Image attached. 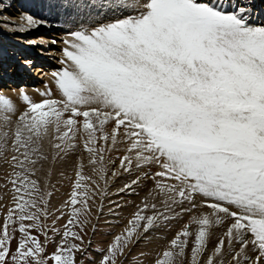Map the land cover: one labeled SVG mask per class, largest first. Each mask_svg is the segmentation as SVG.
Masks as SVG:
<instances>
[{
	"label": "snow or ice",
	"instance_id": "obj_1",
	"mask_svg": "<svg viewBox=\"0 0 264 264\" xmlns=\"http://www.w3.org/2000/svg\"><path fill=\"white\" fill-rule=\"evenodd\" d=\"M45 3L53 13L120 18L74 20L62 67L51 74L55 91L46 86L40 102L21 91L15 121L8 114L16 106L0 95V157L12 188L0 210V264H78L90 202L107 195L109 172L133 171L140 175L121 191L142 179L154 188L98 264H124L142 235L182 214L188 223L152 264H177L186 249L191 264H264V23L253 22L256 0ZM25 19L27 29L48 22ZM67 158L74 179L54 214L38 174Z\"/></svg>",
	"mask_w": 264,
	"mask_h": 264
},
{
	"label": "bare ground",
	"instance_id": "obj_2",
	"mask_svg": "<svg viewBox=\"0 0 264 264\" xmlns=\"http://www.w3.org/2000/svg\"><path fill=\"white\" fill-rule=\"evenodd\" d=\"M260 1L261 0H256L255 10L258 9V12L253 13V19L255 18L253 22L256 24L264 23V5L262 7L263 9L260 8ZM23 2L24 0L19 3V6H24L30 13V7H26ZM10 4L9 0L3 1L0 4V13L3 12L0 14V93H5L4 96L9 98L15 106L21 101L18 99V95L12 93L16 91V89L27 91V95L31 96L32 99L38 95V101L34 99L33 102H40L43 99L40 96V92H43L41 84L54 85L51 74L62 67L59 61L62 59L61 50L65 47L63 40L68 38L69 25H62L66 22L62 21V18L60 19L61 15H57L56 13H44L41 9H34L35 7L31 6V9H33L31 11L32 14L36 17L44 18L49 22L44 24L46 26L41 25L33 29H27L25 12L21 14V16L18 14V18H4L6 10L9 9L8 5ZM36 5H40L39 2L36 3ZM38 7L42 8L43 6L40 5ZM70 24L72 26L74 25L72 21ZM20 25L26 30L21 31L20 27H14ZM42 29L44 35L34 37V34H37V32ZM58 31H60L62 35L59 36V34H57ZM50 32L53 33V35H51ZM54 35L57 36L54 37ZM52 41H56V43H52ZM48 46L52 47L46 49ZM18 52H20V54H18ZM43 52H45V54ZM31 69H34L35 73L32 72V74L30 71ZM119 155L120 153L118 152L112 153L113 157ZM147 170L146 168L145 171ZM137 175H140V173L133 171L132 173H123L114 179L112 178L114 183H109L108 186H113V189L107 191V195L103 198L100 196L97 197V199H95V205L97 207L94 206V208H90V212L94 217L99 210H103L102 213H110L107 215V218H110L109 223L113 225L112 227L116 232L115 234L120 233L127 225L128 220L132 217V209H135L134 212L137 210L136 206L138 202H141L140 199L146 187L152 186L154 188L153 181L142 179L140 183L133 185L130 190L125 189L121 191L126 184H131V181L135 179ZM154 228H162V226L159 224ZM154 228L150 229L147 234L142 235L141 238L131 246L129 256L131 259H134L135 262L151 264L152 261L150 260H152L153 257L155 258L154 254L156 253L157 255L160 250L164 249L165 245H161L159 248L163 246L162 249L159 251L156 250L155 253H151L150 255L140 253L142 250H147L149 248L150 240L152 241L151 236L155 230ZM113 237L114 236H110L107 239H113Z\"/></svg>",
	"mask_w": 264,
	"mask_h": 264
},
{
	"label": "rangeland",
	"instance_id": "obj_3",
	"mask_svg": "<svg viewBox=\"0 0 264 264\" xmlns=\"http://www.w3.org/2000/svg\"><path fill=\"white\" fill-rule=\"evenodd\" d=\"M3 1H8V0H0V4ZM21 1L20 0H9V2L11 4L8 5L9 9L6 10V15L4 16L5 19H13V18L17 17L18 14L21 16V14H24V12L26 15L31 14L34 17H36L34 14L31 13V11L33 10V9H31V6H34L35 7L34 9H41V11H44V13L53 14V12L49 11L48 6L45 3V0H40V1L39 0H24L23 4L26 5V7L27 6L30 7V13H29V11H27V8H25L24 6L23 7L19 6V3ZM38 2L40 5L43 6L42 7L43 9L38 7L40 5H36V3H38ZM260 5H261L260 8H262L264 5V2H262V0L260 1ZM256 12H258V9L255 10V13ZM1 13H3V12H1ZM56 14L61 15L60 19L62 18V21L66 22L65 24H62V25H65V26L69 25V30L75 26V25L72 26L70 24L71 21L73 22L77 18L80 21H87L88 23H92V24L107 23V22H111L117 18H120L119 13H114L111 11L105 12V11L91 10V14H90L88 9H84L82 11V13L79 14L78 17H77V13H75V12H73L71 16H68L63 12H57ZM132 14L135 15L136 13H132ZM36 18H39V17H36ZM42 26H46V25H42ZM14 27L23 28V26H21V25L20 26H14ZM43 33H44V31L42 29L41 31L37 32V34H34V37L35 36L36 37L42 36V35H44ZM50 34L53 35V33H51V32H50ZM57 34H59V36L62 35V33H60V31H58ZM56 36L57 35H54V37H56ZM17 43H19V42H17ZM45 44H47V43H45ZM51 47L52 46H48V47H46V49H49ZM43 53L45 54V52H43ZM18 54H20V52H18ZM20 62H21V60H20ZM30 71H31V73L32 72L35 73L34 69H31ZM34 76H35V74H34ZM41 85H42V88H41L42 91L46 90V86L53 88V90L55 91L54 85H52V86H50L48 84H41ZM17 90H19V89H16V91H13L12 93L18 95V99L21 100L20 92L23 90H19V91H17ZM23 92L25 94H27V91H23ZM4 94L5 93H0V95H3V96H4ZM34 96H36V95H34ZM29 97L32 99L31 96H29ZM38 98L39 97L37 95L32 100H34V99L37 100ZM18 103H17L18 105H16V109H17L16 114L15 113L14 114H8V115H10V118L13 121H15V119L19 115V112L24 110V108H25V104L22 100L19 101ZM18 110H19V112H18ZM4 113L5 112L3 111L2 106H0V123H2V117L7 114V113H5V114ZM44 149L51 156V149H50L49 145L47 144V141L44 142ZM6 155L10 158V153H6ZM111 155H112V153H111ZM78 156H79V153H77V157ZM72 160H73V158H67L66 161H57V162H51V160H50L49 163L43 164L42 171L38 174L40 176L42 186H43V183L46 181L48 184V190L52 192V196L50 197L49 211L53 212L54 214H58V213H55V210L58 209L61 206V204L63 203V201L66 199V194L70 190V179H74V169H73ZM77 162H79V160H77ZM84 162L86 163V160ZM109 167H111V166H109ZM116 167L117 168L119 167L118 161H117ZM113 170H115V169H113ZM10 172H11V168L7 163L4 162V157H0V210H2L3 206L10 205V203H11L12 188L10 185L7 184V179H6L7 174ZM85 174H91L90 169L85 168ZM108 176H109V183H114L113 179L115 177H111V172L108 173ZM111 180H112V182H111ZM111 189H113V186H108L107 191H109ZM152 189H153L152 186L146 187V190L143 192L142 198L140 199L141 202H138V205H137L138 207L136 206L137 210L139 207L142 206V202L145 201V197L148 196V193ZM97 197H99V196L94 197V200L97 199ZM149 201H150V198H149ZM95 202H96V200H95ZM94 206H96L95 203L90 202V208H94ZM134 210L135 209H132L133 212H132L131 216L137 211L136 210L134 212ZM161 210H162V208H161ZM93 211H94V209H93ZM102 212H103V210L102 211L99 210L95 217L90 212V216L88 217L89 222L85 225V230L83 233V237H84L83 248L85 249V251L77 254L76 259L78 261V264H98V261L101 259L102 254H103L107 244L112 240V239H107V238L110 236L111 237L114 236L116 233L115 230H113V227H112L113 225L111 223H109L110 218H107V215H109L110 213H102ZM146 214H152V213L148 212ZM93 217H94V219H93ZM188 221H189V214H182L178 218L173 219V220H169L167 222L161 221L160 224H161L162 228H154L155 230L153 231V235L151 236L152 241L150 240L149 248L147 250H142L140 253L150 255L151 253H155L156 250L159 251L160 249H162V247L164 245H165L164 249L167 248L169 241H170L169 238H173L175 232L179 231L180 228L183 226V224L188 223ZM65 222H66L65 219H61L60 221H58L56 226L61 227ZM48 223L51 224V219H49ZM192 227H195V226H192ZM221 232H222L221 229L215 230L214 240L219 237ZM55 239L58 240V237ZM165 240H166V242H165ZM161 245H163V246L161 248H159ZM54 246L55 245L53 244V242L50 241L49 247H48L49 253H51L54 250ZM211 246L212 245H209V247H211ZM137 255H140V254H137ZM154 256L156 257V253L154 254ZM153 258L150 261H153ZM176 262H177V264H191L190 249H186V255L184 257H177ZM138 263L139 262H135L134 259H131L130 256H128L127 259L124 260V264H138ZM139 264H150V263H145V262L143 263L142 262ZM151 264H152V262H151Z\"/></svg>",
	"mask_w": 264,
	"mask_h": 264
}]
</instances>
